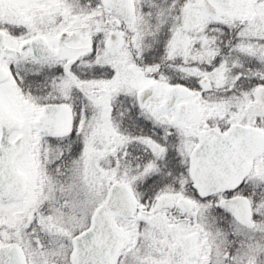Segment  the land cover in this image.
I'll use <instances>...</instances> for the list:
<instances>
[{"label": "snow or ice", "instance_id": "6c2138e0", "mask_svg": "<svg viewBox=\"0 0 264 264\" xmlns=\"http://www.w3.org/2000/svg\"><path fill=\"white\" fill-rule=\"evenodd\" d=\"M0 264H264V0H0Z\"/></svg>", "mask_w": 264, "mask_h": 264}]
</instances>
